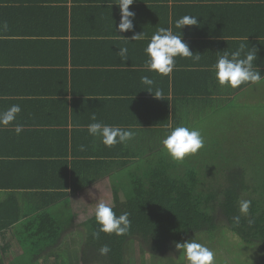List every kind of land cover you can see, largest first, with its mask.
Returning <instances> with one entry per match:
<instances>
[{
  "label": "crops",
  "instance_id": "obj_1",
  "mask_svg": "<svg viewBox=\"0 0 264 264\" xmlns=\"http://www.w3.org/2000/svg\"><path fill=\"white\" fill-rule=\"evenodd\" d=\"M112 2L0 0V112L12 105L21 107L12 124L0 126V207L17 199L23 213L18 226L34 209L50 203L46 208L54 213L70 209L80 227L85 221L76 215V200H84L90 190L99 191L102 181L112 190L114 177L132 167V163L124 164L126 159L132 161V140L106 147L88 133L93 116L95 122L133 129L147 146H161L177 126L198 129L205 140L207 129L214 128L211 121L216 113H233L235 104L249 105L264 98V79L232 89L218 84L213 69L220 55L244 43L245 51H256L255 66L264 70V0H136L130 11L136 13L134 31L145 34L140 41L118 36L130 38L132 32L115 33L120 15L116 4L110 7ZM185 15L198 17L199 24L180 31L175 22ZM5 23L7 29L2 27ZM161 27L182 34L194 54L177 57L170 76L149 71L145 63L144 50ZM121 47L128 48L126 61L118 55ZM143 76L153 79L152 92L160 90V98L147 91ZM217 87L227 91L218 97ZM164 120L169 122L163 125ZM16 124L23 126L19 134ZM95 152L105 153L94 156ZM25 156L26 161L29 156L42 161L32 165L36 172L42 166L49 169L43 179L32 181L42 183L41 188L28 187ZM93 157L106 162L89 171L84 161ZM84 175L97 178L78 188ZM50 177L60 183L68 177L70 186L54 188L51 184L56 182ZM59 193L67 195L60 199ZM7 231V236L0 233V247L5 240H13V226ZM11 243L4 264L22 253Z\"/></svg>",
  "mask_w": 264,
  "mask_h": 264
},
{
  "label": "trees",
  "instance_id": "obj_2",
  "mask_svg": "<svg viewBox=\"0 0 264 264\" xmlns=\"http://www.w3.org/2000/svg\"><path fill=\"white\" fill-rule=\"evenodd\" d=\"M221 91L227 90L217 87L218 97ZM228 104L230 108L232 105ZM235 107L237 110L233 113L215 112L211 121L214 128L207 129L209 136L205 137L204 147L182 162L172 160L162 145L147 146L140 133L135 134L132 161H124L127 166L132 163V167H127L131 177L128 186L121 188V175L111 183L113 211L117 216L127 212L131 221L124 235L101 233L99 239H94L92 233L99 227L95 215L79 227L70 209L61 208L54 213L46 208L50 203L34 209L18 226L23 213L14 197L9 206L0 207V233L7 236V229L13 226L12 241L22 250L10 259V264H47L49 261L53 264H131V249L132 264L134 250L140 255L147 253L150 264H182V253L175 248L176 243L194 238L203 240L205 245L206 235L224 226L246 245H264V98L249 105L235 104ZM167 122L164 120L163 125ZM102 153L105 152L93 155ZM28 159L25 156L22 161L30 169L27 185L41 188L42 183L32 181L46 175L49 169L42 166L36 172L32 165L42 161L31 156ZM84 162L90 171L106 161L93 157ZM16 164L20 165L17 161ZM91 178L97 177L84 175L78 188L88 185ZM50 180L56 182L51 184L54 188L70 186L68 177L62 183L58 178L50 177ZM24 185L21 186L26 188ZM66 195L59 193V198ZM243 200L251 202L247 216L239 210ZM8 211L11 213L5 218ZM236 216H240L238 224L234 220ZM12 241L5 240L0 247V264L8 259L6 252ZM104 245L110 251L101 255L99 250ZM145 263L144 260L142 264Z\"/></svg>",
  "mask_w": 264,
  "mask_h": 264
},
{
  "label": "clouds",
  "instance_id": "obj_3",
  "mask_svg": "<svg viewBox=\"0 0 264 264\" xmlns=\"http://www.w3.org/2000/svg\"><path fill=\"white\" fill-rule=\"evenodd\" d=\"M135 2L136 0H114L110 5L112 7L114 3L119 8L120 21L114 28L115 33H133L130 38L118 35L126 41L145 39L143 32L134 31L136 13L130 11V6ZM198 24V17L185 15L175 22V27L181 31L184 26H196ZM2 27L7 29V24L5 23ZM245 48L246 45L241 43L236 51L232 53L224 52L223 55L217 58L213 69L219 85L236 89L245 84H258L264 79L260 69L254 63L257 60L256 51H245ZM144 51L148 57L145 62L146 67L149 71L155 72L160 76H170L176 66L177 57L191 58L194 56L189 46L183 41L182 34H174L171 28L164 27L156 30ZM118 55L122 60L126 61L128 59V48H119ZM199 58V55H195V59L198 60ZM141 83L147 87V91L154 97H161L162 93L160 90H156L154 94L152 92L153 79L143 76L141 77ZM20 112L21 107L19 105H12L7 110L0 112V126L7 127L12 124ZM92 119L94 122L87 126L88 133L94 138H99L106 147L110 148L118 144H126L135 137L136 133L131 129L95 122V116ZM22 130L23 126L16 124L15 132L19 134ZM162 145L172 160L182 162L187 156L196 154L204 147V138L198 129L177 126L171 128L162 140ZM250 205L251 202L248 200L241 201L240 213L247 216ZM94 215L96 223L99 225L98 229L92 233L94 239H99L101 233L121 236L130 229L131 221L128 218V213L125 212L117 216L112 206L106 202L100 201L97 203ZM234 220L238 224L240 216H236ZM175 248L182 253L180 257L182 264H215V253L213 250L197 242L194 238L182 243H176ZM99 251L101 255H106L110 248L108 245H104Z\"/></svg>",
  "mask_w": 264,
  "mask_h": 264
},
{
  "label": "rangeland",
  "instance_id": "obj_4",
  "mask_svg": "<svg viewBox=\"0 0 264 264\" xmlns=\"http://www.w3.org/2000/svg\"><path fill=\"white\" fill-rule=\"evenodd\" d=\"M248 100L253 101L254 99L250 97ZM130 179L131 177L128 175V169H126L120 176V181L123 183L121 188L128 186V180ZM106 183L107 181H102V183L98 185L101 189L97 192L96 190L88 191L87 194L89 195H87L84 200H76L75 211L80 222H84L94 216L95 207L100 201L114 206L115 202H113L112 190ZM206 237V240L204 239L205 246L209 247L215 253V264H259L264 261V245L261 243L246 245L238 235L231 232L225 226L216 233H208ZM199 243L204 245L203 240H200ZM144 257L145 259H143ZM175 259L179 262V258ZM144 260L146 261L145 264H150L149 255L147 253L145 255H140L137 251H133V264H142Z\"/></svg>",
  "mask_w": 264,
  "mask_h": 264
}]
</instances>
